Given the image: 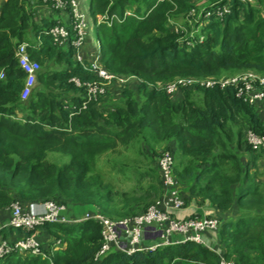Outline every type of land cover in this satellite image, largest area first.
<instances>
[{
  "label": "trees",
  "instance_id": "16d2710c",
  "mask_svg": "<svg viewBox=\"0 0 264 264\" xmlns=\"http://www.w3.org/2000/svg\"><path fill=\"white\" fill-rule=\"evenodd\" d=\"M27 1L0 3V211L14 200L24 206L54 200L66 208L68 203L96 208L109 218L136 214L161 195L154 162L160 156L157 149L163 147L176 152L172 172L185 190L180 192L184 202L193 196L225 213L218 217L220 255L232 264H264V183L258 181L255 168L264 149L252 148L246 140L248 130L264 134L257 107L237 95L233 85L195 82L175 90L176 100L155 85L168 76L210 77L223 69L264 73V12L241 0H206L202 5L199 0H87L97 19L99 66L114 75L124 74L120 77L136 75L153 83L136 85L142 100L126 83L121 103L104 111L97 105L106 93L81 107L85 90L73 78L80 82L99 78L88 55L77 59L70 44L75 35L72 13L64 19H36L31 7L26 8ZM217 5L227 6L229 12H213ZM125 8L132 14H125ZM190 10L201 11L200 19L205 11L210 13L200 25L203 36L198 34L187 44L172 27ZM58 24L69 30L63 46L50 32ZM22 43L27 44L29 58L39 64L36 84L24 99L26 74L16 57ZM68 93L69 101L64 102L61 95ZM119 146L134 156L125 161L127 156L120 152L117 172L126 175L127 169L135 180L146 175L130 191L113 190L98 167L99 156L119 151ZM48 151L70 156L49 160ZM140 156L147 159L146 167ZM36 229L50 237L47 246L41 244L46 257L11 252L0 258V264H218L220 259L202 244L185 241L132 253L111 250L96 261L102 234L101 226L91 220L31 229L4 225L0 235L30 236Z\"/></svg>",
  "mask_w": 264,
  "mask_h": 264
},
{
  "label": "built area",
  "instance_id": "2783aa9c",
  "mask_svg": "<svg viewBox=\"0 0 264 264\" xmlns=\"http://www.w3.org/2000/svg\"><path fill=\"white\" fill-rule=\"evenodd\" d=\"M52 6L60 9L63 6V0H52ZM65 7V6H63ZM221 9L223 12H229L227 6L221 7L217 5L213 12L220 14ZM208 16L210 11H205L202 19L206 20L204 14ZM75 15V14H74ZM73 15V20H70V25L74 31V37L70 40V44L76 50L77 59L81 60L80 49L83 45V25L78 20L77 16ZM201 19V20H202ZM203 21V20H202ZM56 43L59 46L65 45L69 41V30L62 24H58L50 29ZM26 43H22L16 50V57L20 67L26 74L24 86L21 91V98L24 99L28 96L36 79V72L39 70V64L31 60L25 49ZM81 55V56H80ZM97 57L90 61L92 69L97 73L98 80L83 81L73 78L76 85H82L85 90V100L81 107L85 108L87 103L96 100L106 89L105 86L110 84L115 79V75L100 67ZM3 73H0V77ZM121 78V77H119ZM204 84L206 86L219 85L221 87L226 85H233L237 89V95L244 96V98L251 104L255 101L264 98V82L254 76L244 74L232 79H208L204 81L181 80L178 85H171L165 87L167 93H173L181 87H189L193 83ZM187 85V86H186ZM247 143L255 149H264V134H257L251 130L246 132ZM158 170L162 183V192L158 200L150 204L145 210L124 217L120 220L109 218L102 214L99 210L85 212L83 215L76 218H66L62 214L65 209L62 203H57L54 200L42 201L38 211H30L24 208V205L14 200L9 205L10 213L8 221L2 226L21 227L24 229H31L45 223H77L82 221L91 220L101 226L102 243L100 248L95 254V260L108 253L111 250L124 251L132 253L138 250H147L161 247L167 244L183 243L185 241H193L202 244V234L207 231L217 230L220 222L216 215H191L186 217H178L175 211L184 207V199L178 190V182L173 175V157L172 153L167 150L161 154L157 160ZM41 202V201H40ZM35 209V208H34ZM33 209V210H34ZM158 225L161 229L160 238L157 242L150 246H142L141 234L143 228L147 225ZM1 226V227H2ZM34 234V233H33ZM20 236L17 238L4 239L0 237V258L11 253H30L33 255L45 256L42 250L41 242L34 236ZM120 234L126 238L125 244L120 242ZM174 234H180L182 237L174 238ZM59 241L55 240V244ZM220 255V253H219ZM218 264H232L220 255Z\"/></svg>",
  "mask_w": 264,
  "mask_h": 264
},
{
  "label": "rangeland",
  "instance_id": "374dc122",
  "mask_svg": "<svg viewBox=\"0 0 264 264\" xmlns=\"http://www.w3.org/2000/svg\"><path fill=\"white\" fill-rule=\"evenodd\" d=\"M3 0H0V3ZM242 2H248L253 6H256L257 8L261 9V12H264V0H241ZM63 6H60L61 8H54L49 4L44 3L43 1L40 2L38 0H28L26 2L27 6L26 8H30L32 9V11L34 12V15L36 17V19H39L41 17H54V18H67L68 15L72 13V17L75 14L77 16L78 20H82L83 18V22H81V24L83 25V47L82 49L86 50L87 53H89V51L93 52L94 48L99 50V42L98 39L96 37V28H97V19L93 16V14H91L90 11V5H89V1L87 0H63ZM206 0H199L197 3L198 5H202L203 3H205ZM125 14H132L131 10H128V8H125ZM195 11H188L186 14H184V16L182 17V19H179L178 21L175 22L174 27H172V30L176 33L179 34V38L180 40H184L187 44L190 43V41L192 39H194L198 34L199 36H203V34H201V30H200V25H204V18L203 21H200V17H201V11L197 12V14H194ZM74 15V16H75ZM204 16L206 17V13L204 14ZM98 20H101L102 22V17L98 16L97 17ZM120 19V18H119ZM188 38V39H187ZM202 37H200L201 39ZM83 51L80 50V54H82ZM100 53V51H99ZM98 54V52H97ZM80 55V56H81ZM93 55V54H92ZM87 57V56H86ZM88 58L91 60H93V56L89 55ZM98 56H97V61H98ZM81 60H83L82 56H81ZM98 65L100 64L99 62L97 63ZM1 73V72H0ZM3 73V72H2ZM218 74L215 76H210V77H200V76H192V75H173V76H168L163 79H159L155 82V85H157L159 88H165V87H169L171 85H178L179 81L184 80H192V81H204V80H208V79H220V80H227V79H232L244 74H248L251 76H254L258 79H262L264 82V73L257 71L253 68H244V69H223V70H219L217 72ZM120 75H124V74H118L115 75V81H111L110 84L113 82L112 84V89L108 92H104L105 95L102 96L101 98V102L97 105L99 107L100 110H111L116 104H120L123 97L121 95V87H123L126 83H129V88L132 89L133 91V95L138 99V100H142L141 95H139L138 92H136V85L138 83H146L148 84V86H152V82H150L148 79H144L143 77H138V76H133L130 74H125L126 76H123L121 78ZM3 76H1L0 78H2ZM36 84L33 83V85ZM106 85L105 89L108 88V86L110 85ZM264 84V83H263ZM187 86V85H186ZM167 92V91H166ZM182 92V91H181ZM169 96L172 97L173 100L179 99V97L174 96V93H168ZM61 96H63V101H69V93L68 94H62ZM181 99V98H180ZM105 100V101H104ZM94 101V100H93ZM103 101V102H102ZM254 106L257 107L258 113L260 115V117L264 120V98L259 99L257 101L254 102ZM119 151L115 150L114 152H108L109 150L106 151V153L102 154L99 156L98 160V167L101 169V173L103 174V180L107 183L110 184L111 188L117 192H121L123 190H127L130 191L135 185L137 186L138 184H140L141 182L146 180V175H142V176H138V178L135 180V177L133 175V173L131 175H129V173H131V171L126 169V175H121V173H118L116 170L117 164L120 160V157L122 158V153L123 152L125 156H127L126 160H132L134 154L131 151H128L127 149H124L122 146L118 147ZM163 147H159L157 149V152L159 155L163 154L165 151L167 150H163ZM162 150V151H161ZM172 153V152H171ZM70 156V152H53V151H48V159L49 160H57V161H65L68 159V157ZM172 157H173V162L175 160L176 161V152L174 151V154L172 153ZM159 158V157H158ZM134 159H136V157H134ZM140 160L141 162L143 161V165L142 167H146L147 166V159L143 158V156H140ZM145 160V161H144ZM158 160V159H157ZM157 160L156 162H154L155 165H157ZM111 164H115L114 167L111 168ZM102 167V168H101ZM255 168L257 169L256 171V175H257V179L258 181H260V183H264V156L259 157L256 161L255 164ZM103 169V170H102ZM128 176V177H126ZM127 179V180H126ZM178 190L180 192H185V190L182 188V186L179 185L177 186ZM42 201H34L32 203L27 204L26 206H24V208H27L30 211H38L40 209V205ZM64 205V204H63ZM68 207L66 208V206L64 205L65 209L62 210V214L66 217V218H76L78 216L83 215L85 212H90L93 211L95 209L93 208H87L82 204H78V203H68L67 205ZM35 208V209H34ZM34 209V210H33ZM66 210V213H65ZM10 213V208L8 206V208L6 210L0 211V227L3 225V222H1L6 215L8 216ZM75 215V216H74ZM129 216V215H127ZM127 216H123V217H117V218H112L115 220H120L124 217ZM131 216V215H130ZM1 238L4 239H11L13 238L12 236H7V234H3L0 235ZM36 237V236H35ZM214 237V236H213ZM216 238V237H215ZM219 239V238H218ZM152 243V242H151Z\"/></svg>",
  "mask_w": 264,
  "mask_h": 264
},
{
  "label": "crops",
  "instance_id": "0c3cea01",
  "mask_svg": "<svg viewBox=\"0 0 264 264\" xmlns=\"http://www.w3.org/2000/svg\"><path fill=\"white\" fill-rule=\"evenodd\" d=\"M82 51H83L82 54H86L88 56L91 55V56H93V58L98 56V54H97L98 49H96V48H94L93 52L89 51V53H87L85 49ZM178 185L180 188V183ZM207 206H211V205L200 203L199 198L190 196V198L185 200L184 207L175 211V215H177L178 217H186V216H191V215H200L201 216V215L205 214L204 209ZM215 215L217 217H219L222 215L224 216L225 213L215 210ZM5 220L8 221L7 215L1 222L5 221ZM160 234H161V229L158 225L154 224V225L145 226L143 228L141 238H140L142 246H150V245L154 244L155 242H157L159 240ZM33 235L36 236V238L41 242L42 245L47 246V243H48V240L50 239V237L46 231H44L42 229H36V231L34 232ZM173 236H174V238L182 237L180 234H174ZM119 238H120L121 244H125V242H126L125 236L123 234H120ZM202 245L204 247L218 253V254L221 253V247L222 246H221L220 240L218 239L217 230L204 232L202 234Z\"/></svg>",
  "mask_w": 264,
  "mask_h": 264
},
{
  "label": "water",
  "instance_id": "95a60500",
  "mask_svg": "<svg viewBox=\"0 0 264 264\" xmlns=\"http://www.w3.org/2000/svg\"><path fill=\"white\" fill-rule=\"evenodd\" d=\"M204 212L206 215H215V210L211 206L205 207Z\"/></svg>",
  "mask_w": 264,
  "mask_h": 264
}]
</instances>
